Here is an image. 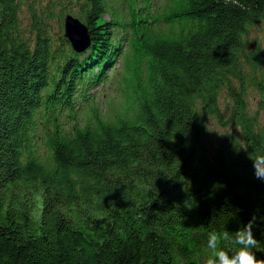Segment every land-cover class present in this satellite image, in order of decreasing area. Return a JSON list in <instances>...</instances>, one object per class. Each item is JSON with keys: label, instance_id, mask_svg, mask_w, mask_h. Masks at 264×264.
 <instances>
[{"label": "trees", "instance_id": "1", "mask_svg": "<svg viewBox=\"0 0 264 264\" xmlns=\"http://www.w3.org/2000/svg\"><path fill=\"white\" fill-rule=\"evenodd\" d=\"M112 1L0 0V264H204L253 214L264 258V0Z\"/></svg>", "mask_w": 264, "mask_h": 264}, {"label": "clouds", "instance_id": "2", "mask_svg": "<svg viewBox=\"0 0 264 264\" xmlns=\"http://www.w3.org/2000/svg\"><path fill=\"white\" fill-rule=\"evenodd\" d=\"M254 175L264 180V154L251 159ZM256 216H253L234 233L228 230L209 233L207 247L210 254L204 264H264V258H258V241L253 233ZM224 242L225 247H220ZM228 246H231L230 248Z\"/></svg>", "mask_w": 264, "mask_h": 264}, {"label": "rangeland", "instance_id": "3", "mask_svg": "<svg viewBox=\"0 0 264 264\" xmlns=\"http://www.w3.org/2000/svg\"><path fill=\"white\" fill-rule=\"evenodd\" d=\"M116 3L113 2L115 9L119 8L121 5V0H115ZM74 15V14H73ZM75 17L77 16L76 14L74 15ZM66 17V16H65ZM79 17V16H77ZM80 18V17H79ZM65 22V18H64ZM64 34H65V26H64ZM255 36L257 37V40L262 41L264 45V31L260 29V27H257L254 30ZM66 38V37H64ZM68 39V38H66ZM259 75V74H258ZM253 78L249 75L247 82L251 85V89L248 94V99H249V110L251 113H258L260 117V121L264 123V90L261 91L258 87V85H255V82L252 80ZM262 77L261 75L258 76L257 81H261ZM264 82V80H262ZM220 100V109L225 115V117H228L230 115V109L233 104V99L228 95L227 89H224L219 96ZM208 128H207V133H206V144L207 147H209L210 151L213 152L215 148L217 147L218 140L221 136L222 133L227 132V131H233V127H224L216 117H211L208 122Z\"/></svg>", "mask_w": 264, "mask_h": 264}, {"label": "water", "instance_id": "4", "mask_svg": "<svg viewBox=\"0 0 264 264\" xmlns=\"http://www.w3.org/2000/svg\"><path fill=\"white\" fill-rule=\"evenodd\" d=\"M64 26V37L68 38L72 48L76 52L87 51L92 42L88 25H85L79 17L66 14Z\"/></svg>", "mask_w": 264, "mask_h": 264}]
</instances>
